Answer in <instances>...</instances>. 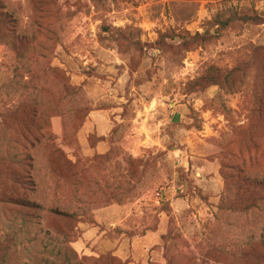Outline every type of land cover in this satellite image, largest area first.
Masks as SVG:
<instances>
[{"label": "rangeland", "instance_id": "1", "mask_svg": "<svg viewBox=\"0 0 264 264\" xmlns=\"http://www.w3.org/2000/svg\"><path fill=\"white\" fill-rule=\"evenodd\" d=\"M261 1L0 0V264H248L264 204L231 167L264 179Z\"/></svg>", "mask_w": 264, "mask_h": 264}, {"label": "trees", "instance_id": "2", "mask_svg": "<svg viewBox=\"0 0 264 264\" xmlns=\"http://www.w3.org/2000/svg\"><path fill=\"white\" fill-rule=\"evenodd\" d=\"M235 21L234 17H230L227 20H216V30L214 34L207 32L204 35H197L193 37V41H202L206 42L212 37L221 36V31L229 28ZM222 77L221 73L217 69H211L208 71L206 76L198 81V87L205 88V86H215L220 82ZM34 113L25 111L21 117L23 123V131L21 132V137L23 141H26L27 138L33 137L35 141H38L40 138L36 137L38 134L42 136L41 131L44 129L43 125L34 123L33 120ZM233 171L237 170L242 174L241 178H234L236 185L239 187L243 196V203L245 206V211H252L258 209L261 205L264 204V179L255 177L252 178L249 174L244 172V169L238 170V166H232ZM36 207H38L36 205ZM39 208V207H38ZM247 253L245 255V262L248 264H264V242L259 243H250L248 245ZM72 258L66 255L64 258L59 259L55 264H71Z\"/></svg>", "mask_w": 264, "mask_h": 264}, {"label": "built area", "instance_id": "3", "mask_svg": "<svg viewBox=\"0 0 264 264\" xmlns=\"http://www.w3.org/2000/svg\"><path fill=\"white\" fill-rule=\"evenodd\" d=\"M261 3L264 4V0H262Z\"/></svg>", "mask_w": 264, "mask_h": 264}]
</instances>
